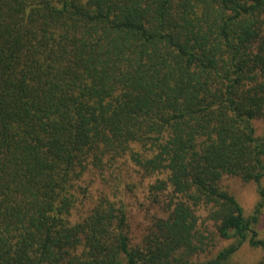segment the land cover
Masks as SVG:
<instances>
[{"label": "trees", "instance_id": "trees-1", "mask_svg": "<svg viewBox=\"0 0 264 264\" xmlns=\"http://www.w3.org/2000/svg\"><path fill=\"white\" fill-rule=\"evenodd\" d=\"M257 119L264 0H0V264H236L243 242L264 250ZM117 170L171 195L141 237ZM224 176L256 185L250 215ZM200 209L228 245L207 241Z\"/></svg>", "mask_w": 264, "mask_h": 264}, {"label": "rangeland", "instance_id": "rangeland-1", "mask_svg": "<svg viewBox=\"0 0 264 264\" xmlns=\"http://www.w3.org/2000/svg\"><path fill=\"white\" fill-rule=\"evenodd\" d=\"M254 124L256 131L260 133L263 130L264 121L257 119ZM116 172L119 174V182L122 183L125 197L128 199L130 230L134 236L141 237L145 228H147L154 218L166 214L171 195L167 191L164 193L151 192L149 188L151 180L149 182L145 181L140 174L136 175V173L133 174L126 170L123 174H120L118 170ZM221 183L236 197L243 208L244 214L250 215L259 200L256 185L250 182L245 183L236 176H224ZM198 214L200 216L201 232L210 238L207 241H211L210 244H213L215 248L228 245V241L217 236L213 225L210 222H206L204 219L206 212L200 209ZM255 229L257 230L258 238L264 240V208ZM263 255L264 250L260 246L252 247L245 241L231 257L232 261L236 264H257Z\"/></svg>", "mask_w": 264, "mask_h": 264}]
</instances>
